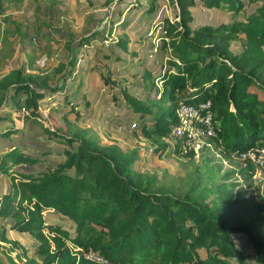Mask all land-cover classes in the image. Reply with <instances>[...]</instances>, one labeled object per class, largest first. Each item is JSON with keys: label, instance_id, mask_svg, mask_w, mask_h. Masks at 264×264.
Segmentation results:
<instances>
[{"label": "trees", "instance_id": "1", "mask_svg": "<svg viewBox=\"0 0 264 264\" xmlns=\"http://www.w3.org/2000/svg\"><path fill=\"white\" fill-rule=\"evenodd\" d=\"M148 1L145 12L152 11ZM168 1L173 17L160 19L155 47L133 41L138 44L134 50L144 51L137 53L140 70L132 71L111 48L97 47L90 55V42L99 33L93 30L86 35L67 32L73 36L64 44L68 54L46 70L27 62L0 75V105L22 108L24 117L36 120L44 97L53 95L56 103L43 105L48 113L62 107L65 128L44 129L62 142L60 150L42 151L53 153V162L17 145L0 148V172L10 180L0 194V217L6 221L0 222V253L4 250L11 264H99L86 256L90 251L113 264H264V209L240 192L238 180L227 178L237 173L252 185L253 162L240 155L264 145V0ZM196 5L228 12L230 18L194 24L191 7ZM239 11L242 19L235 17ZM125 38L112 43L124 50ZM235 42L238 49H232ZM152 47L158 53L167 49L168 55L151 59ZM85 53L99 84L82 90L80 101H68V82ZM104 59L119 63L111 67ZM101 102L121 109L117 114L130 124L131 136L150 145L149 158L176 154L193 159L185 134L173 132L179 124L177 108L185 104L201 114L208 111L212 133L203 132L199 148L211 146L240 164L236 171L218 174L215 163L212 174L205 155V170L195 165L183 189L165 184L156 173L140 168L147 161L135 144L105 143L86 124L94 118L89 107ZM195 124L202 126L197 120ZM16 130L9 111L0 109V137L10 138ZM255 191L261 198L264 180ZM47 208L72 220L74 230L47 223L42 214ZM7 228L29 232L37 240L31 254L7 237ZM4 241L11 245L5 248ZM14 247L18 250L12 256Z\"/></svg>", "mask_w": 264, "mask_h": 264}, {"label": "rangeland", "instance_id": "2", "mask_svg": "<svg viewBox=\"0 0 264 264\" xmlns=\"http://www.w3.org/2000/svg\"><path fill=\"white\" fill-rule=\"evenodd\" d=\"M151 2L152 11L145 12L149 5L148 0H0V75L7 73L14 67H18L20 64L27 65V62H30V64L33 65L32 67L36 70H46L55 65V62L58 61L59 58H63L64 55L68 54L64 44L68 43L66 38L71 40L73 36H67V32H74L76 35L84 33L86 35L93 30L99 33L96 40L90 42L91 47L88 49L90 55H92L93 50L97 47H103L107 50L111 48L115 54L122 56L125 62L132 66V71L140 70L137 53L142 56L144 51L140 50V52H138L134 50L136 49L134 46L138 44H134L133 41L138 43H152L153 47H155V44L158 42L157 35L160 29V19L163 16L169 18L173 17V5L171 2L168 0H151ZM247 5L246 3V6ZM191 9L194 11V24L199 22L214 23L217 21H228L230 18L228 12H221L220 10L208 9L204 12L203 8L198 5L191 7ZM243 16L244 13H242V11L237 12L235 15L238 19H242ZM109 21H113L110 29L111 32H108L106 29ZM47 23H49V25H46ZM118 36L126 37V48L124 50L112 43L114 38ZM72 43H75V40ZM153 47L150 56L151 59L154 57L161 59L163 55L168 53L167 49L161 50V53H158L156 50H153ZM232 49H238L236 42ZM132 52H134V54H132ZM146 57L149 58L148 56ZM87 60L90 61L91 58L85 53L81 59L77 60V63L78 67L82 68V71H89V73H91L89 76L90 81L88 79L89 74L81 72L82 75H78L75 80L68 82V101H75L77 95H75V93L78 89H87L92 82L99 84L97 74L93 70L88 69L89 66H86L85 62H87ZM102 61H105V63L113 67L117 66L119 63V60L111 61V59H104ZM157 71L158 70H156L155 73H157ZM132 79L128 77L129 81H132ZM135 80L138 81L137 79ZM140 88L141 86L138 87V89ZM44 101H51L52 104L56 103L53 95L50 96V98L49 96L44 97L42 100L43 104ZM102 102L99 107H89V111L98 116L86 122V124L91 125L99 135L101 141L105 143L114 139L119 141L120 144H130V146L136 145V147L142 151L141 154L143 155V159L147 161V163H142L140 168L156 173L160 181L165 184L171 183L183 189L195 165H199L198 170H205V166L201 165V158L205 155L209 157L207 164L210 165L209 172L212 174L216 172L215 163L219 164L218 174L225 172L227 169L236 171L240 164L239 161L235 159H225V157H222L216 150L212 149L211 146H208L209 148L206 150L200 149L199 146H201V142H205V138H201L198 129L196 130L197 136L188 141V145L193 146V159H188L176 154H168L159 157L153 155L151 158L146 157V152L148 148H150L148 142L144 139L137 138L136 140V137H132L130 132L126 129H129V124H126L122 117L114 113L113 104L109 103V107H106ZM43 104H41L37 110V116H39V118L36 119L38 122L34 124L40 127L58 128L61 131L65 130L63 120L61 119L62 112L59 110L58 113L48 115V109ZM80 105L81 102H79L78 106ZM10 108L12 107L8 106V104L0 105V109L9 111L18 129H23L31 118L23 116L25 110L22 108L16 111ZM108 109L109 112H105ZM101 110L102 112L100 113ZM185 110L188 111V109ZM20 130L14 132L13 137L16 140L31 143L33 146L30 147L43 145L41 142H36V137H38L37 130L32 131L24 129L23 131L25 132H22L23 136ZM133 138L136 142L133 141ZM172 140V138L169 139L170 142ZM258 146L264 145L260 144ZM21 147L31 154L36 153L35 150L29 147ZM250 151H253V149ZM259 159L260 157L255 156L256 161ZM261 165L263 166V164ZM16 167L17 165L12 166V168ZM260 171L262 175L264 169L261 170V168H258V172ZM227 178L230 180H238L240 183L238 186L242 187L240 192L245 195H251L252 202H257L259 207L264 209V193L261 194V198H258L256 196L257 191H255L256 183L259 179L261 180L259 175H257V177H252V185H245L246 183L237 173L227 174ZM9 181L6 175L0 176V194L7 191ZM238 186L234 188V191ZM42 214L45 221L55 217L54 220L60 222L61 228H70V220L67 217L65 218V216L62 217V214L58 211L47 208L43 210ZM7 237L17 241L20 245L22 243L25 248H28L30 243L32 247L37 245V240L29 232H26V234H16V232H13L7 234ZM235 239L238 241L237 238ZM2 243L5 248L11 245L10 242L6 241L1 242V244ZM240 247H242L246 253L249 252V249L246 248V244H241ZM16 250H18V247L12 248L10 254L13 256ZM5 255L6 252L3 250V253H0L1 261L3 264H11L8 262Z\"/></svg>", "mask_w": 264, "mask_h": 264}, {"label": "crops", "instance_id": "3", "mask_svg": "<svg viewBox=\"0 0 264 264\" xmlns=\"http://www.w3.org/2000/svg\"><path fill=\"white\" fill-rule=\"evenodd\" d=\"M208 9H214V8H203V10H204V12H206ZM215 10H220V9H216L215 8ZM221 12H224V11H222V10H220ZM191 13H192V16H193V21L195 20L194 19V11L191 9ZM217 22H219V21H217ZM199 23H203V22H199ZM81 59V58H80ZM79 60V59H78ZM86 63V66H89V68L88 69H90V61H88L87 60V62H85ZM107 65H108V63H106ZM109 66V65H108ZM111 67H113V66H111ZM74 73L75 74H73L72 76H73V80H75L77 77H78V75L80 76V75H82V73L81 72H84L85 74H89L88 75V79H89V76H90V74L91 73H89V71H82V68L81 67H78V63L76 62V65L74 66ZM71 76V77H72ZM72 80V81H73ZM89 81H90V79H89ZM82 90H85V89H82ZM82 90H80V89H78L77 91H76V93H75V95H76V99H75V101L77 102V101H80L79 99H80V93H81V91ZM68 95H69V93H68ZM99 107V105H97V104H94L92 107ZM107 107V106H106ZM109 107V106H108ZM112 108V107H111ZM113 108H114V113H116L117 114V112H122L121 111V109L120 108H117L116 109V107H114V105H113ZM59 110L62 112V107L60 106V105H57L56 107H55V109L54 110H52L51 111V113H48V115H50V114H52V113H58L59 112ZM119 110V111H118ZM102 112V110L100 111V113ZM105 112H109V109L107 110V111H105ZM99 113V114H100ZM93 114V113H92ZM96 116H98V115H96V114H94V118L96 117ZM120 116V115H119ZM121 117V116H120ZM93 118V119H94ZM123 120H125V119H123ZM38 121L37 120H35V119H33V118H31L29 121H28V123L25 125V127L23 128V129H18V130H20L21 131V135H22V132H25V131H23L24 129H29V130H32V131H38L37 132V135H38V137H36L37 139V143L38 142H41L43 145L42 146H35V147H30V146H33V145H31V143H27V142H25V141H23V142H21L20 140H16L14 137H13V135H14V133L11 135V137L10 138H8V137H0V148H4V147H7V146H9V145H17L18 147H20V149H22L23 151H25V152H27L26 150H24L21 146H24V147H26V148H30V149H32V150H35L36 151V153H34V154H32V155H36V156H39L40 158L41 157H45L46 158V161H48V162H53V161H55L57 158H56V156H54V154L53 153H47V154H42V151H44V150H48V151H50V152H53V151H55V150H60L61 149V147H62V142H60V141H58V139L56 138V137H51V138H49L48 136H47V133L45 132V127H43V126H39V125H35L34 123H37ZM88 122V121H87ZM126 124H129L126 120L124 121ZM130 125V124H129ZM39 127V128H38ZM130 127V126H129ZM37 128V129H36ZM58 129V128H57ZM128 131H129V129L128 128H126ZM23 136V135H22ZM27 137V136H26ZM40 143V144H41ZM50 144H53V145H50ZM27 153H29V152H27ZM29 154H31V153H29ZM43 164V162H41V161H39V162H37L36 163V165H38V166H40V165H42ZM3 176V175H6L5 173H1L0 172V176ZM7 176V175H6ZM7 178H8V176H7ZM9 179V178H8ZM9 185V184H8ZM1 186V185H0ZM7 189H8V186H7ZM62 217H64L63 215H61ZM54 218L55 217H53L51 220H48V221H46L47 223H56V224H58L59 226H60V222L58 221V220H54ZM66 218V217H65ZM68 220V219H67ZM70 220V219H69ZM0 222L1 223H3V224H5V220H3L1 217H0ZM69 226H70V228H65V229H67L69 232H72L73 230H74V223H73V221H71L70 220V223H69ZM64 228V227H63ZM13 232H16V234H18V233H23V234H26V232L25 231H18V230H15V229H10V228H7V230H6V234H10V233H13ZM21 246H23V244L21 243ZM23 248L25 249V251H26V254L27 255H29V254H31V252H32V246H31V243H30V245L28 246V248H25V246H23ZM17 251V250H16ZM15 251V252H16ZM15 254V253H14Z\"/></svg>", "mask_w": 264, "mask_h": 264}, {"label": "built area", "instance_id": "4", "mask_svg": "<svg viewBox=\"0 0 264 264\" xmlns=\"http://www.w3.org/2000/svg\"><path fill=\"white\" fill-rule=\"evenodd\" d=\"M206 105V104H204ZM185 109H188L185 110ZM191 112H190V111ZM177 115L179 118V124L173 128V132L178 135L185 134L187 137V143L190 141L193 137L197 136V129L199 130V135L202 138L203 132L204 133H212V128L210 124V116L208 111L204 112L203 114L199 113L196 111V109L190 105H185V104H180L179 107L177 108ZM199 121L201 125L203 126H197L195 124V121ZM198 135V136H199ZM189 144V143H188ZM202 144V142H201ZM190 146V145H189ZM253 149V151H250ZM241 157H247L253 162L254 165V173L252 177L259 175L261 180H264V171H262V175L260 172H258V168L264 169V146H258L255 145L254 148L253 146L248 148L244 153L240 155ZM255 156L260 157L258 161L255 160ZM263 164V166L261 165ZM260 180V179H259ZM87 257L97 261L99 264H113L106 258L96 255L93 252H88L86 254Z\"/></svg>", "mask_w": 264, "mask_h": 264}, {"label": "water", "instance_id": "5", "mask_svg": "<svg viewBox=\"0 0 264 264\" xmlns=\"http://www.w3.org/2000/svg\"><path fill=\"white\" fill-rule=\"evenodd\" d=\"M192 23H193V20H192Z\"/></svg>", "mask_w": 264, "mask_h": 264}]
</instances>
